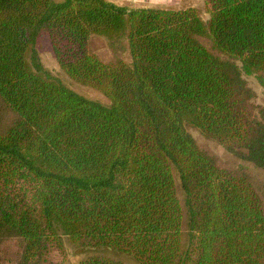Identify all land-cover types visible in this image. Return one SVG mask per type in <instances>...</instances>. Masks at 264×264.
<instances>
[{
  "label": "trees",
  "instance_id": "1",
  "mask_svg": "<svg viewBox=\"0 0 264 264\" xmlns=\"http://www.w3.org/2000/svg\"><path fill=\"white\" fill-rule=\"evenodd\" d=\"M40 33L108 105L44 70ZM92 37L126 39L130 64L102 62ZM244 75L264 90V0H0V264H65V244L92 253L77 264H264V184L187 129L264 171Z\"/></svg>",
  "mask_w": 264,
  "mask_h": 264
},
{
  "label": "rangeland",
  "instance_id": "2",
  "mask_svg": "<svg viewBox=\"0 0 264 264\" xmlns=\"http://www.w3.org/2000/svg\"><path fill=\"white\" fill-rule=\"evenodd\" d=\"M55 2H59L62 0H54ZM203 0H197L196 7H200ZM199 3V4H198ZM202 17L205 19V15L202 14ZM200 42L214 55H221L212 48L210 41L206 38H200ZM121 47L118 49H112L108 46V42L103 38L92 37L90 39V48L93 53L105 63L114 62L116 60H121L126 64H130V56L127 49V41L126 39L122 40ZM35 49L39 56L40 62L45 71H47L53 78L59 80L63 85L77 93L78 95L84 97L85 99L91 101H97L101 104L108 105L109 100L102 94L98 89L79 84L72 80L67 74L58 66L54 57L51 54V51L48 46L47 38L44 33H40L35 44ZM246 81L248 87L253 92V103L259 107L264 108V90L258 84L257 80L253 75L251 76H243ZM189 133L194 138L196 144L202 148L211 151L215 154L218 159L226 164L229 167H238L243 166L248 169L249 173L258 180L261 184H264V171L254 167L251 163L244 162L237 157L233 156L229 152H227L222 146L218 143L206 139L203 137L196 129L187 128ZM66 251V261L65 264H77L79 261L85 259L90 256L92 253H78V251H74L67 244L64 245ZM125 256V257H121ZM119 259L125 264H137L133 258L121 255Z\"/></svg>",
  "mask_w": 264,
  "mask_h": 264
},
{
  "label": "crops",
  "instance_id": "3",
  "mask_svg": "<svg viewBox=\"0 0 264 264\" xmlns=\"http://www.w3.org/2000/svg\"><path fill=\"white\" fill-rule=\"evenodd\" d=\"M129 8H186L196 7L197 0H107ZM60 2V1H59ZM199 4V3H198Z\"/></svg>",
  "mask_w": 264,
  "mask_h": 264
}]
</instances>
